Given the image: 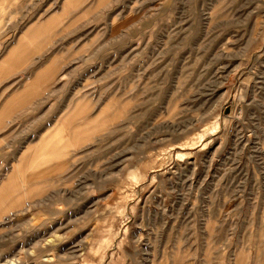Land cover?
Returning <instances> with one entry per match:
<instances>
[{
  "label": "rangeland",
  "instance_id": "obj_1",
  "mask_svg": "<svg viewBox=\"0 0 264 264\" xmlns=\"http://www.w3.org/2000/svg\"><path fill=\"white\" fill-rule=\"evenodd\" d=\"M9 97L0 264H264V0H0Z\"/></svg>",
  "mask_w": 264,
  "mask_h": 264
},
{
  "label": "crops",
  "instance_id": "obj_2",
  "mask_svg": "<svg viewBox=\"0 0 264 264\" xmlns=\"http://www.w3.org/2000/svg\"><path fill=\"white\" fill-rule=\"evenodd\" d=\"M26 104L27 103H25L24 101L17 102V101L11 100V97H9L6 101L1 102V105H0L1 123L3 122V124H8L9 126L13 120L17 119V111L19 109L23 111L26 110Z\"/></svg>",
  "mask_w": 264,
  "mask_h": 264
}]
</instances>
